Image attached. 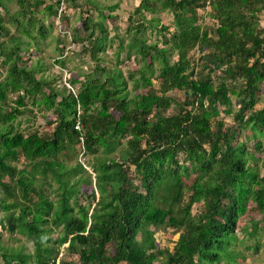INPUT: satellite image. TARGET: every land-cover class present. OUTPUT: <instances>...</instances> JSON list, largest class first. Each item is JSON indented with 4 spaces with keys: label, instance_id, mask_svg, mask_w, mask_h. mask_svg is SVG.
<instances>
[{
    "label": "trees",
    "instance_id": "obj_1",
    "mask_svg": "<svg viewBox=\"0 0 264 264\" xmlns=\"http://www.w3.org/2000/svg\"><path fill=\"white\" fill-rule=\"evenodd\" d=\"M14 1L12 11V0H0V225L29 238L32 251L3 245L0 233V264H74L67 254L77 255V264H239L233 245L249 204L264 220L255 156L264 150V102L256 106L264 84V0H140L112 66L100 56L113 44L104 23L112 16L92 2L96 18L82 10L80 24L60 33L72 45L85 43L94 66L74 74L62 51L55 63L69 73L63 92L44 77L38 53L47 28L65 25L76 0L46 5L53 18L47 26L37 16L44 0ZM206 7L211 30L198 23ZM166 11L172 30L157 16ZM145 12L155 15L146 21ZM149 28L162 33V46L144 36ZM194 49L204 73L190 63ZM130 60L139 68L126 76L121 64ZM155 62L160 87L152 91ZM173 90L184 98L168 95ZM28 100L51 110V118L43 114L51 130H21L16 118ZM221 114L236 126H225ZM242 128L251 131L253 149L238 140ZM80 136L87 168L79 161ZM20 156L30 170L13 163ZM92 184L90 193L81 191ZM153 228L174 229L179 238L161 249Z\"/></svg>",
    "mask_w": 264,
    "mask_h": 264
},
{
    "label": "rangeland",
    "instance_id": "obj_2",
    "mask_svg": "<svg viewBox=\"0 0 264 264\" xmlns=\"http://www.w3.org/2000/svg\"><path fill=\"white\" fill-rule=\"evenodd\" d=\"M45 4L40 6L37 12V16L43 20V23L45 26L50 22L53 23V18L49 17L47 15V10L45 8L46 5H54L56 4L57 0H44ZM96 6H94L92 4ZM140 0H76L75 2L69 1V7L70 10L67 11V21H65V25L61 24V27L56 24H52V27L47 28V35L40 40V50L38 53V57L41 60V70L44 71V77L49 80L56 89H58L60 92L64 91L63 85L65 76L68 77L69 73L66 74L65 69H61L56 63L55 60L59 58L61 52L63 51L64 55L67 53L66 60L68 63V68L73 70L74 74H78L79 72H89L91 71L92 67L94 66V63L89 59L88 53L85 49V43L84 44H78V45H72L71 39L69 35L62 36L61 35V28L62 30H68L70 31L73 26L79 25L81 11L90 9L92 10V16L97 17L98 12L96 8L103 10L105 13L110 12L111 18L104 21L106 27L108 28V36L110 39L113 40V44L111 47H108L105 53H101L100 56L104 58L103 61H101L102 65L106 66H112L115 62V52L118 46V43L122 39L125 43L128 41V38L130 35L127 33V29L129 26L128 18L129 16H132L133 18H137L138 16L134 14L135 7L139 4ZM80 4V7H73L74 4ZM11 10L15 11L18 7L14 0L11 2ZM116 5L117 7L113 10L111 6ZM96 7V8H95ZM210 9L206 7L205 9H199L198 14L200 16V20L198 21L199 24L202 25V27H207L210 30L214 29L215 24L213 23V20L210 19L208 16V11ZM155 14H150L148 12L144 13L146 21L151 20V18ZM157 16L162 24L170 26V30H172V20L173 15L172 13L166 11V12H160L157 13ZM260 23L261 26H264V12L262 11L260 13ZM7 18V17H6ZM149 24V23H147ZM11 32H14L13 25H8ZM34 34H37V31L34 32ZM70 34V33H69ZM167 37L169 36L167 33H165ZM144 36L148 38L151 42H158L159 46H162V42L164 41L163 35L161 32H159L157 29H147L144 32ZM60 38V40H59ZM3 39V37H1ZM124 53L120 54V59L123 58ZM200 57L201 54L196 50H192L189 52V60L194 67L195 72H206L207 70L203 68L200 63ZM170 59L173 61L176 59L175 54H170ZM122 70L124 74L127 76L128 72L135 73L139 66L135 64L132 60L130 61H124L121 64ZM158 64L157 62L154 63V75L152 79V85L147 88V90L157 91L160 87V79L157 78L158 74ZM6 73V66H4L0 59V81L4 77ZM39 75V74H38ZM82 78V76H80ZM192 78H195L193 75ZM133 86L132 80L128 81V88L131 90ZM144 89L143 91H145ZM46 92H48V89H45ZM142 91V90H141ZM168 95H172L175 98H179L182 100L184 98V92L180 90H173L168 92ZM258 97V103L257 107L261 106L264 102V84H260V91L257 93ZM233 100V109L236 110L238 108L237 105H235V98H232ZM23 108V107H21ZM26 109L27 111L24 114H21L17 116L16 122H20V128L21 130L28 129L29 131H37L42 132L44 130H51V128L48 127V122H46L45 117L49 116L48 118L52 117L51 110H44L43 105L38 106L33 104L30 100L26 103ZM170 112V109L168 110ZM221 117L223 118L225 122V126H236L235 121L233 120L232 116H224L221 114ZM239 141H242L245 143L246 147L248 149H253V140L251 139V131L246 128H242L237 136ZM255 156L261 157V159L258 161V164L260 166V173L261 175H264V150L262 152H256ZM75 157L73 155H70L67 158V162L69 161L70 164H74ZM88 160V156H84L83 161L86 163ZM16 164L18 168H26L27 170L31 169L30 164L25 161V159L20 156L18 161L13 162ZM90 169V168H89ZM39 177V175H36ZM93 176V175H92ZM54 186V184H53ZM94 188V184L91 186L89 185H83L81 191L84 193H90L91 190ZM199 208L193 207V212H196ZM3 210L0 211V216L3 215ZM253 218V220H252ZM257 221V230L255 231V234L252 236L249 234L250 231L253 230L252 222ZM245 228V229H244ZM155 230V237L157 240L158 246L162 249L163 247H169L171 248L174 245V242L178 240L179 233L176 232L174 229L171 228H156ZM0 233H1V242L3 245L9 247V248H24L26 252L32 251V243L29 238L26 236L15 232L14 234H10L9 231L3 226L0 225ZM237 236L238 240L236 241L235 246L236 250L240 252L241 256L238 257V263L239 264H263L264 263V220H263V213L259 210L253 209V205L249 204L248 211L242 215V217L239 220V228L237 230ZM241 241V242H240ZM66 246V244H64ZM64 245L61 247V250L63 249ZM246 246H249V248H246ZM68 255V256H67ZM66 258L69 260H73L74 264H77V255H70L67 254ZM0 262H1V256H0ZM224 263V261H222Z\"/></svg>",
    "mask_w": 264,
    "mask_h": 264
},
{
    "label": "built area",
    "instance_id": "obj_3",
    "mask_svg": "<svg viewBox=\"0 0 264 264\" xmlns=\"http://www.w3.org/2000/svg\"><path fill=\"white\" fill-rule=\"evenodd\" d=\"M63 7H64V3H63V1H61L60 8L58 9V18H60V14L63 10ZM58 21H59V19H58ZM60 27H61V25H60ZM61 32L68 34V32L66 30H62V28H61ZM64 83L66 84L67 87H70L69 84L65 80H64ZM75 128H77L78 130H80V128H81V122H80L79 118H77V120H76ZM78 146L80 149L79 161L86 167L85 162L83 161V158H84L83 136H80Z\"/></svg>",
    "mask_w": 264,
    "mask_h": 264
}]
</instances>
